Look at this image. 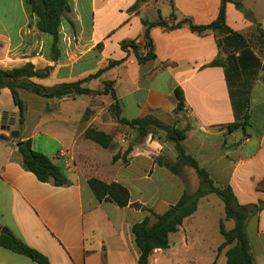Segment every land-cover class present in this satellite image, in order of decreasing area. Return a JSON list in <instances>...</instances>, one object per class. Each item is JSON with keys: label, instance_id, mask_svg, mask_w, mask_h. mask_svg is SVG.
<instances>
[{"label": "crops", "instance_id": "obj_1", "mask_svg": "<svg viewBox=\"0 0 264 264\" xmlns=\"http://www.w3.org/2000/svg\"><path fill=\"white\" fill-rule=\"evenodd\" d=\"M136 4L138 8L131 11ZM239 4L248 13L242 12ZM239 4L226 3L227 29L198 34L185 24L174 29L152 28L156 57L140 64L132 53L123 51L121 43L135 40L144 48V20L155 22L162 17L169 25L189 20L196 26H208L218 20L222 0H71L72 12L61 26L58 60L54 59L53 38L37 29V19L26 1L0 0V68L27 63L38 69L52 68L48 77L34 82L54 87L84 80L111 61L121 62L83 86L96 90L104 81H114L122 118L153 116L169 126L188 127L183 143L187 153L208 170L218 186L230 187L240 206H261L264 0H242ZM178 89L185 101L180 111ZM74 95L55 101L20 90L25 123L19 129V111L12 94L8 88L1 89L0 237L6 230L44 255L50 264H139L132 227L147 217L155 223L150 210L162 215L189 192L182 179L188 167L178 176L148 156L153 153L156 160L166 161L163 157L168 156L172 163L177 161L175 144L162 132L161 140L146 138L145 149L132 146L127 163L122 156L128 148L119 145L112 149L115 138L106 150L120 159L103 164L98 151L89 146L93 141L85 138V132L90 127L102 130L116 125L110 103L105 100V107H88L93 114L85 118L86 111L66 106L76 100ZM245 97L249 98L248 108L244 107ZM247 109L249 126L232 127L243 122ZM123 128L130 129L124 126L120 130ZM14 131L20 132L18 139L12 136ZM102 131L110 133L111 128ZM28 140L35 151L63 170L67 185L41 182L23 167L18 144ZM136 150L146 152L136 155ZM135 164L143 177H129ZM157 175L161 181L156 192L162 196L152 203L142 194L148 190L147 182L155 183ZM92 178L126 186L130 204L121 208L108 200L98 201L88 184ZM134 182L141 183L136 197L128 186ZM210 195L200 201L198 210L184 220L179 231L170 235L169 248L154 251L150 264H220L223 257L227 264L228 248L218 253L224 238L212 244L205 230L206 215L198 218L202 203ZM246 232L255 263L264 264V209L250 216ZM0 264L38 263L0 246Z\"/></svg>", "mask_w": 264, "mask_h": 264}, {"label": "trees", "instance_id": "obj_2", "mask_svg": "<svg viewBox=\"0 0 264 264\" xmlns=\"http://www.w3.org/2000/svg\"><path fill=\"white\" fill-rule=\"evenodd\" d=\"M25 1L29 10L37 19V29L41 33L48 34L53 38L54 59L58 60L60 56L59 45L61 42V26L64 18L72 12L71 0ZM230 1L239 4L242 0H222V7L218 20L208 26H196L189 20L169 25V22L162 17L155 22L144 20L143 23L146 27L144 32L146 45L144 48L135 40L123 41L121 47L123 51L128 54L132 53L138 62L143 64L156 57L150 36V31L154 27L161 26L167 29H174L185 24L191 31L198 34L227 29L225 24V8L226 3ZM138 4H136L131 11L136 10ZM171 20L173 22L176 21L175 15L172 14ZM262 36L264 37V34H262ZM119 64H121V62L111 61L106 68L100 69L96 74L90 75L84 80L73 83H63L54 87H45L34 82L35 79L48 77L52 68L38 69L31 63L19 67L10 66L7 68H0V91L3 88H8L10 90L14 104L19 111V129H21L25 123V104L21 99L20 90H25L44 99H49L51 95L59 90L71 89L77 92L76 95L89 96L93 100L102 98L110 103L109 111L116 122V125L111 129L110 133H106L94 127L88 128L85 132L86 139L95 142L102 148L109 149L115 140V135L117 136L120 129L124 126L136 131L141 140H145L151 136L153 137L154 132L157 131L164 133L165 138L175 144L178 152L177 161L172 163L158 158L157 163L161 166H165L170 172L178 176L183 175L185 167L194 169L199 178V187L195 192L186 191L180 200L162 215L156 214L150 210L156 218L155 223L151 224L150 218L147 217L142 222L132 227V234L140 252L139 264H150V257L155 250L169 248L170 235L179 231L184 220L192 216L198 210L200 201L210 194H216L224 203L225 221L234 222V228L230 230L227 229L225 221L220 222L219 231L224 238V243L219 247L218 253L220 254L228 248L225 253L227 264H256L246 228L250 216L264 209V204H261V206L242 207L238 204L236 196L230 187H221L216 184L208 170L202 167L193 156L189 155L183 145L189 131L188 127L179 128L177 126H169L153 116L134 120L122 118L114 81H104L101 90H92L83 86L84 83L100 77L105 71ZM214 64L219 65L222 63L214 62ZM177 94L179 99L177 110L180 111L185 106L184 95L179 89L177 90ZM244 100V107L248 108L249 98L245 97ZM90 114H93V111L88 108L84 117L88 118ZM239 126H242L244 129L249 126L248 109L244 115L243 122L235 124L232 127ZM20 143L18 149L22 158V165L27 171L32 172L44 183H53L58 187L68 184V178L63 170L58 165L54 164L48 156L35 151L30 140ZM131 151L132 146H129L125 155L122 156L125 163L128 162L127 155H129ZM118 159H120V156H114L113 161L116 162ZM88 184L97 200L100 202L108 200L121 208L127 207L130 204V191L121 183H106L99 179L92 178L88 181ZM258 188L264 191V180L259 184ZM0 246L9 251L29 257L38 264H50L49 260L44 255L30 248L11 233L1 235Z\"/></svg>", "mask_w": 264, "mask_h": 264}, {"label": "rangeland", "instance_id": "obj_3", "mask_svg": "<svg viewBox=\"0 0 264 264\" xmlns=\"http://www.w3.org/2000/svg\"><path fill=\"white\" fill-rule=\"evenodd\" d=\"M102 84L98 86V88L96 90H101L102 89ZM61 98H54L55 101L60 100ZM47 100V99H45ZM53 100V99H52ZM47 102V101H46ZM92 104V106H90ZM106 101L105 99L102 98H98L95 99L94 102L91 101V98L88 96H80V95H76V100H71L69 103L66 104V106L68 107H73L75 108L77 111L78 109H82L84 112L86 111V109L88 107H93V106H100V107H105L106 106ZM1 111V110H0ZM112 129L113 127L109 126H105L102 127V130H108V129ZM122 129V128H121ZM121 131V130H120ZM119 135L121 136V139L118 138ZM162 136V137H161ZM116 141L115 144L113 145L112 149H115L117 146H125L123 148L127 149L129 146H136V145H142V149H145L147 147V143L145 140H141L136 131L132 130V129H126L118 132L117 136L115 135ZM151 141L152 140H157L163 138V135L160 134V132L155 131L154 132V136H151ZM150 143V142H149ZM89 146H92L93 150H97L99 153V159L103 164H111L112 162L114 163L113 159V153L111 150H106L101 148L100 146H98L97 144L93 143V142H89L88 143ZM137 146V147H140ZM139 149V148H138ZM146 151H135V154H143ZM148 156H153V160L154 163H157V160L154 158L153 153L148 155ZM166 161H171L172 159L169 158L168 156L163 157ZM140 167L137 166L135 164L133 170L131 171V175L129 176V174L127 175V177L129 176L130 178H139L141 175L142 177L144 176L143 171L142 174L140 172ZM195 173L192 170V168L188 167L186 168L185 172H184V176L182 177L184 183L186 184V188L188 189L189 192H194L195 189H197V181H195ZM160 176L157 175V177H155V183L153 182L152 184H150V182H147V187L148 190L147 192H145V194H142V196L146 197V200L152 201V203H156L158 198L161 197L162 195H158L157 194V183L158 181L161 179L159 178ZM140 182H134L132 184H129L128 186L131 189L132 195L133 196H137L139 191H140ZM150 186V187H149ZM142 187H144V182H142ZM180 191V190H178ZM166 194V192L164 191V195ZM208 200L210 202V204H208ZM224 203L221 201V199L216 195V194H212L208 197V199H205L204 202L201 205V210L199 213L198 218H201L204 214L206 215V219L205 221V230L206 232L210 235L211 238V243L212 244H219L221 241H223V237L220 234L219 231V226H220V220L224 217L225 215V211H224ZM226 227L228 229V227H233L234 226V222H230L228 223V221H226ZM203 264V263H201ZM220 264H226V260L223 257L222 261L220 262Z\"/></svg>", "mask_w": 264, "mask_h": 264}, {"label": "water", "instance_id": "obj_4", "mask_svg": "<svg viewBox=\"0 0 264 264\" xmlns=\"http://www.w3.org/2000/svg\"><path fill=\"white\" fill-rule=\"evenodd\" d=\"M238 8L240 10H242V12L244 13H248L246 12L247 10L245 8H243L242 4H239L238 5ZM74 94H77V92L75 90H71V89H65V90H59L57 91L55 94L51 95L49 98L50 99H54V98H62V97H66V96H71V95H74ZM12 136L15 138V139H18L20 137V132L19 131H14L12 133ZM21 143H19L18 145H20ZM3 233L6 234L7 231L6 230H3Z\"/></svg>", "mask_w": 264, "mask_h": 264}, {"label": "built area", "instance_id": "obj_5", "mask_svg": "<svg viewBox=\"0 0 264 264\" xmlns=\"http://www.w3.org/2000/svg\"><path fill=\"white\" fill-rule=\"evenodd\" d=\"M8 61H10V60H8ZM2 121H3V116L0 114V124L2 123Z\"/></svg>", "mask_w": 264, "mask_h": 264}]
</instances>
